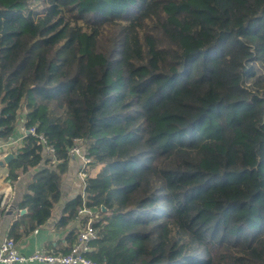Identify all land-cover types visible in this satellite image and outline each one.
Returning <instances> with one entry per match:
<instances>
[{
  "label": "trees",
  "instance_id": "obj_1",
  "mask_svg": "<svg viewBox=\"0 0 264 264\" xmlns=\"http://www.w3.org/2000/svg\"><path fill=\"white\" fill-rule=\"evenodd\" d=\"M24 111L55 153L28 135L8 165L39 169L23 234L79 147L101 169L59 227L100 212V264H264V0H0V139Z\"/></svg>",
  "mask_w": 264,
  "mask_h": 264
},
{
  "label": "crops",
  "instance_id": "obj_2",
  "mask_svg": "<svg viewBox=\"0 0 264 264\" xmlns=\"http://www.w3.org/2000/svg\"><path fill=\"white\" fill-rule=\"evenodd\" d=\"M24 111L20 116L17 128L11 138L8 141L0 139V145H4L6 142H12L9 146L4 148L3 152H0V160L7 157L8 154H15V152L21 148L24 144V140L27 135L24 131L26 119ZM92 168V167H91ZM81 169V158L78 156H72L69 162V170L67 176L61 185L62 198L52 210L51 219L42 227L35 229L32 234H23L24 229L28 227L29 223L25 220V216L28 211L22 214V209L18 208V205L23 200L29 184L32 182L33 176L39 169L32 170L27 174L21 176L18 181L11 183L8 179V166L0 167V246L7 240H15L20 247L21 253L26 255L33 254L37 248H43L49 252L60 251L66 243V237L69 229H80L84 222L79 224L77 218L75 222L67 229L59 227V221L63 216L65 206L72 202L78 195L82 193L83 182L79 178V171ZM99 171L98 168H92L90 173L95 175ZM89 173V174H90ZM86 198L85 193H83ZM16 223H20L17 234L20 238L16 239L11 234L12 228ZM39 264V263H34Z\"/></svg>",
  "mask_w": 264,
  "mask_h": 264
},
{
  "label": "built area",
  "instance_id": "obj_3",
  "mask_svg": "<svg viewBox=\"0 0 264 264\" xmlns=\"http://www.w3.org/2000/svg\"><path fill=\"white\" fill-rule=\"evenodd\" d=\"M24 131L27 132V135L25 136L32 135L39 139L40 143L44 147L46 155L51 156L55 153L54 146L50 145L43 135L37 134L35 127L27 129L25 126ZM10 143L12 142H6L4 145H0V152H3L4 148L9 146ZM69 154L81 158V169L78 174L80 180L83 182V194L86 188V182L90 177V167L93 160L86 156L79 147L71 148ZM78 213L77 220L79 224L84 222V225L79 229L77 240L70 249L69 253H54L43 248H37L33 254L26 255L21 253L20 247L15 240L7 239L0 246V248H8V246L11 245V247L8 248V251L5 252L3 259L12 260V264H49L50 261L53 262V264H61V262H68V264H100L90 257L93 252L92 244L99 237L97 230L93 226V222L95 219L99 218L100 212L89 209L84 204L79 209Z\"/></svg>",
  "mask_w": 264,
  "mask_h": 264
},
{
  "label": "clouds",
  "instance_id": "obj_4",
  "mask_svg": "<svg viewBox=\"0 0 264 264\" xmlns=\"http://www.w3.org/2000/svg\"><path fill=\"white\" fill-rule=\"evenodd\" d=\"M10 247L11 245L8 246V248ZM8 248H0V264H12V260L3 259L5 252L8 251ZM49 264H53V262L50 261ZM61 264H68V262H61Z\"/></svg>",
  "mask_w": 264,
  "mask_h": 264
},
{
  "label": "water",
  "instance_id": "obj_5",
  "mask_svg": "<svg viewBox=\"0 0 264 264\" xmlns=\"http://www.w3.org/2000/svg\"><path fill=\"white\" fill-rule=\"evenodd\" d=\"M16 156L14 154H8L6 158H4L3 160H0V167L3 166H8L10 164V162L12 161V159H14ZM103 211H105V209H102ZM26 211L23 210L21 213L24 214Z\"/></svg>",
  "mask_w": 264,
  "mask_h": 264
},
{
  "label": "rangeland",
  "instance_id": "obj_6",
  "mask_svg": "<svg viewBox=\"0 0 264 264\" xmlns=\"http://www.w3.org/2000/svg\"><path fill=\"white\" fill-rule=\"evenodd\" d=\"M101 169V167H99V170Z\"/></svg>",
  "mask_w": 264,
  "mask_h": 264
}]
</instances>
